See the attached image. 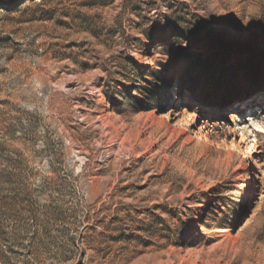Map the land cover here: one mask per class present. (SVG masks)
Here are the masks:
<instances>
[{
    "label": "rangeland",
    "instance_id": "obj_1",
    "mask_svg": "<svg viewBox=\"0 0 264 264\" xmlns=\"http://www.w3.org/2000/svg\"><path fill=\"white\" fill-rule=\"evenodd\" d=\"M0 264H264V0H0Z\"/></svg>",
    "mask_w": 264,
    "mask_h": 264
}]
</instances>
